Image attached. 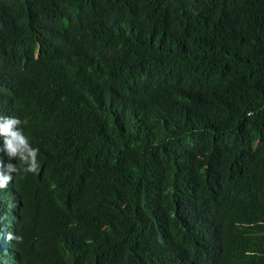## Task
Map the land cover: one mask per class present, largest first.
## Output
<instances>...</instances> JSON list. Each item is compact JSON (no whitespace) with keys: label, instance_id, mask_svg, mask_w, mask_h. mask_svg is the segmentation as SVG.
<instances>
[{"label":"trees","instance_id":"16d2710c","mask_svg":"<svg viewBox=\"0 0 264 264\" xmlns=\"http://www.w3.org/2000/svg\"><path fill=\"white\" fill-rule=\"evenodd\" d=\"M0 116V264H264V0H0Z\"/></svg>","mask_w":264,"mask_h":264},{"label":"clouds","instance_id":"9594fccd","mask_svg":"<svg viewBox=\"0 0 264 264\" xmlns=\"http://www.w3.org/2000/svg\"><path fill=\"white\" fill-rule=\"evenodd\" d=\"M26 123V120L22 121L16 117L0 116V140H2L0 152H3L8 160V163H4L3 159H0V190L8 188L12 183L13 174L35 175L40 170L39 149L32 147L29 138L20 127L21 124ZM12 160H18L20 167L13 164ZM6 238L16 243L22 242L21 236L11 232Z\"/></svg>","mask_w":264,"mask_h":264}]
</instances>
